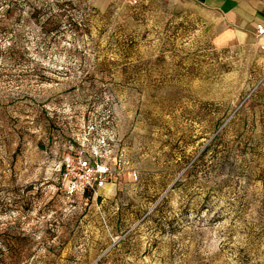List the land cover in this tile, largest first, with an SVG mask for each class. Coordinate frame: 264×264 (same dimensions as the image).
Wrapping results in <instances>:
<instances>
[{"label":"rangeland","instance_id":"rangeland-1","mask_svg":"<svg viewBox=\"0 0 264 264\" xmlns=\"http://www.w3.org/2000/svg\"><path fill=\"white\" fill-rule=\"evenodd\" d=\"M217 26L192 0H0V264H264V40ZM95 117L131 173L68 198L60 140Z\"/></svg>","mask_w":264,"mask_h":264},{"label":"built area","instance_id":"built-area-1","mask_svg":"<svg viewBox=\"0 0 264 264\" xmlns=\"http://www.w3.org/2000/svg\"><path fill=\"white\" fill-rule=\"evenodd\" d=\"M256 34L263 40V24L257 25ZM262 48L264 50V43ZM83 129V136L76 138L79 146L68 145L58 164L61 189L68 198L87 199V193L96 198L109 183L131 173L127 168L125 149L112 131L101 128L95 118L84 122ZM132 176L137 179V172L133 171Z\"/></svg>","mask_w":264,"mask_h":264},{"label":"crops","instance_id":"crops-1","mask_svg":"<svg viewBox=\"0 0 264 264\" xmlns=\"http://www.w3.org/2000/svg\"><path fill=\"white\" fill-rule=\"evenodd\" d=\"M218 17L215 42L219 46L247 44L264 25V0H192ZM264 40V38H263Z\"/></svg>","mask_w":264,"mask_h":264},{"label":"trees","instance_id":"trees-1","mask_svg":"<svg viewBox=\"0 0 264 264\" xmlns=\"http://www.w3.org/2000/svg\"><path fill=\"white\" fill-rule=\"evenodd\" d=\"M110 114V111L108 112ZM107 117H110V115H108ZM96 118V117H95ZM96 120L98 121L99 125L101 128H105L103 127L101 124H102V120L100 119H97ZM61 144H62V147L60 148V152L61 154L63 155L64 153L67 152V146L70 145V144H74L75 146H79L78 142L76 141V139H73L72 137H66V138H63L60 140ZM63 151V152H62ZM127 168L129 169L128 167V164H127ZM66 196V195H65ZM100 196V195H99ZM99 196L96 197V199L99 198ZM87 198H92V195L91 193H87Z\"/></svg>","mask_w":264,"mask_h":264}]
</instances>
